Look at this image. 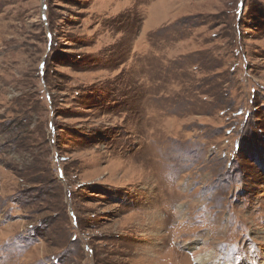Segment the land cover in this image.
Instances as JSON below:
<instances>
[{
	"label": "rangeland",
	"instance_id": "obj_1",
	"mask_svg": "<svg viewBox=\"0 0 264 264\" xmlns=\"http://www.w3.org/2000/svg\"><path fill=\"white\" fill-rule=\"evenodd\" d=\"M264 262V0H0V264Z\"/></svg>",
	"mask_w": 264,
	"mask_h": 264
},
{
	"label": "bare ground",
	"instance_id": "obj_2",
	"mask_svg": "<svg viewBox=\"0 0 264 264\" xmlns=\"http://www.w3.org/2000/svg\"><path fill=\"white\" fill-rule=\"evenodd\" d=\"M198 262L200 263V264H208L211 260H212V257H211V255L210 256H202L201 254L198 256ZM262 264H264V262L262 263Z\"/></svg>",
	"mask_w": 264,
	"mask_h": 264
}]
</instances>
